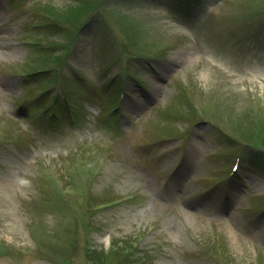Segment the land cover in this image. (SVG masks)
Wrapping results in <instances>:
<instances>
[{"label":"rangeland","instance_id":"obj_1","mask_svg":"<svg viewBox=\"0 0 264 264\" xmlns=\"http://www.w3.org/2000/svg\"><path fill=\"white\" fill-rule=\"evenodd\" d=\"M0 264H264V0H0Z\"/></svg>","mask_w":264,"mask_h":264},{"label":"trees","instance_id":"obj_2","mask_svg":"<svg viewBox=\"0 0 264 264\" xmlns=\"http://www.w3.org/2000/svg\"><path fill=\"white\" fill-rule=\"evenodd\" d=\"M94 9L95 8H93L92 10H94ZM86 10H87L86 5L81 3V5L75 6L72 9L71 13L68 14L69 16L68 15L66 16V14L65 15L63 14V17H64L63 19L69 20V21H76L78 18H80L82 15L85 14ZM51 11H53V10H51ZM260 126L263 127V125H260ZM258 128L259 127H257V129ZM102 252H104V251H102ZM87 254H88L89 258L92 259L93 261H98L99 263H101L100 258H94L93 257V255H98L97 250H95V251L89 250V252H87Z\"/></svg>","mask_w":264,"mask_h":264}]
</instances>
